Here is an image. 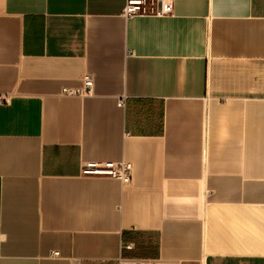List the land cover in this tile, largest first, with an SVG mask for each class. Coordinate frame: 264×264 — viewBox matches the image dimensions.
Wrapping results in <instances>:
<instances>
[{
  "label": "crops",
  "instance_id": "crops-1",
  "mask_svg": "<svg viewBox=\"0 0 264 264\" xmlns=\"http://www.w3.org/2000/svg\"><path fill=\"white\" fill-rule=\"evenodd\" d=\"M164 2L0 0V264H264V0Z\"/></svg>",
  "mask_w": 264,
  "mask_h": 264
},
{
  "label": "built area",
  "instance_id": "built-area-1",
  "mask_svg": "<svg viewBox=\"0 0 264 264\" xmlns=\"http://www.w3.org/2000/svg\"><path fill=\"white\" fill-rule=\"evenodd\" d=\"M144 0H125V6L123 12L125 15H133L138 13L140 6ZM158 12L162 13L169 9V3L164 0H158ZM92 78L89 75H85L83 79V87L81 88H63V93L67 95H86L92 94ZM119 105L123 104V99H119ZM80 173L86 175H107L120 179L122 183H128L130 181L131 163L128 161H103L92 162L88 161L81 165ZM57 251H53L52 255H57ZM130 264H171L163 263L153 260H134Z\"/></svg>",
  "mask_w": 264,
  "mask_h": 264
}]
</instances>
